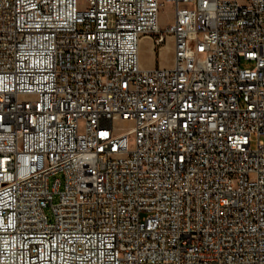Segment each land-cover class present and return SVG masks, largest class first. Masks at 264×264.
I'll return each mask as SVG.
<instances>
[{
  "label": "built area",
  "instance_id": "1",
  "mask_svg": "<svg viewBox=\"0 0 264 264\" xmlns=\"http://www.w3.org/2000/svg\"><path fill=\"white\" fill-rule=\"evenodd\" d=\"M0 264H264V0H0Z\"/></svg>",
  "mask_w": 264,
  "mask_h": 264
},
{
  "label": "rangeland",
  "instance_id": "2",
  "mask_svg": "<svg viewBox=\"0 0 264 264\" xmlns=\"http://www.w3.org/2000/svg\"><path fill=\"white\" fill-rule=\"evenodd\" d=\"M173 20H174V7L170 4H167L165 7L161 9L160 23L163 27H165L167 24L172 23ZM174 53H175V46H174V39L172 36L168 37L165 46L160 51L157 50L156 52L153 50V43L150 39L144 38L140 43L141 65L146 68L154 67L157 65L161 67H172L174 64ZM252 146L255 147L256 143L253 142ZM57 178L63 180V175L57 174L51 176L49 178V185L52 186ZM61 189H63V185H61ZM58 201H59V194H55L53 197V203H58ZM50 210L51 207L48 206L46 208L48 214H50Z\"/></svg>",
  "mask_w": 264,
  "mask_h": 264
}]
</instances>
